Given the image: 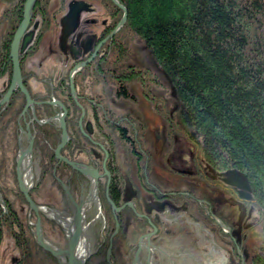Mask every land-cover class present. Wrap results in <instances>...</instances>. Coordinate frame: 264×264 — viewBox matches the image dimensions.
<instances>
[{"label": "flooded vegetation", "instance_id": "flooded-vegetation-1", "mask_svg": "<svg viewBox=\"0 0 264 264\" xmlns=\"http://www.w3.org/2000/svg\"><path fill=\"white\" fill-rule=\"evenodd\" d=\"M34 12L19 52L23 84L31 99L36 97L32 100L39 104L35 107L40 113L46 106L57 107L50 105L51 100L64 102L68 141L60 156L90 169L97 177L83 175L59 162L54 155L57 147L50 148L56 163L53 177L46 182L58 185L62 194L58 201L50 198L47 203L38 202L37 193L30 194L45 179H32L30 169L24 175L29 198L44 215L30 212L26 202V208L19 204L23 223L20 245H38L35 225L39 219L44 240L67 249L70 240L65 229H74L73 216L78 208L91 253L85 264H251L257 252L251 241L255 229L263 228L264 212L248 180L249 191L245 192L225 182V174L235 170H220L199 160L198 146L188 145L182 152L185 146L178 145L184 141L180 106L173 100L170 109L172 91L158 70L152 64L136 61L132 54L136 40L126 41L129 50L125 56L120 51L121 39L104 42L111 19L103 17L105 10L97 0H70L65 10L52 18H39ZM45 25L50 31L36 46ZM5 31L8 34V28ZM28 52H39L36 60L41 56L42 64L50 62L54 66L46 70V65H38L39 71L36 67L29 70L35 59L25 66L21 64ZM90 58L72 78V95L70 73ZM6 60H0V100L11 83L10 76L1 69ZM50 90L57 93L51 95ZM9 103L0 107V117ZM154 117L163 123L157 130L153 129ZM18 118L17 123L26 121ZM8 122L4 117L0 123V137L6 143L0 147V187L5 188L10 181L18 187L20 150L27 148L8 144ZM171 126L176 130H169ZM193 141H197L196 135ZM34 149L32 146V152ZM41 149L45 156L42 163L49 169L52 158L45 147ZM25 158L22 167L27 169L29 158ZM36 165L40 167L39 162ZM59 166L67 167L62 178L55 177ZM12 199L16 205L19 203ZM3 206L2 215L7 213ZM16 258H9L10 264Z\"/></svg>", "mask_w": 264, "mask_h": 264}, {"label": "trees", "instance_id": "trees-1", "mask_svg": "<svg viewBox=\"0 0 264 264\" xmlns=\"http://www.w3.org/2000/svg\"><path fill=\"white\" fill-rule=\"evenodd\" d=\"M25 1L0 0L1 61L9 59L10 43L22 21ZM67 1L37 0L33 12L39 18H50L54 8L64 11ZM97 1L104 8L106 18L111 19L105 32L108 36L123 13L111 0ZM117 2L126 9L127 19L111 42L121 39L122 56L129 50L125 43L130 38L142 43L180 106V131L188 143L199 147V160L220 170H235L243 174L260 211L264 212V0ZM6 28L8 34L5 33ZM44 32L36 38V46ZM32 99L36 100V97ZM24 106V96L16 91L10 98L8 109L0 117V123L8 117V144L11 147L16 146V120ZM53 112L54 107L46 106L43 113L35 108L38 120L52 117ZM26 117L25 120L31 119L30 111ZM169 130L175 131L176 128L171 126ZM33 132L34 147L45 145L55 149L60 143L61 130L52 123L44 126L35 124ZM190 133H195L197 141L191 140ZM3 140L0 137V147L6 144ZM46 150L52 158V167L47 170L52 175L56 161L50 150ZM66 168H56L55 177L62 178ZM11 178L15 180L14 174ZM37 186L31 191V196ZM56 187L61 191L58 185ZM18 192L15 182L13 188L0 187V196L7 209L4 215L0 210V227L16 244L4 247L0 264L7 253L17 257L14 264H57L38 245H20L23 223L12 198L27 206ZM3 246L0 245V249ZM256 247L251 264H264V222Z\"/></svg>", "mask_w": 264, "mask_h": 264}, {"label": "water", "instance_id": "water-1", "mask_svg": "<svg viewBox=\"0 0 264 264\" xmlns=\"http://www.w3.org/2000/svg\"><path fill=\"white\" fill-rule=\"evenodd\" d=\"M111 2L113 3L114 6H116L118 9H120L122 11L123 16L120 19V21L118 22V24L116 25V27L105 38L104 42H107L108 40L113 39L114 36L116 34H118L121 31V29L124 27L126 19H127L126 9L123 6H121L117 2V0H111ZM36 3H37V0H27L25 5H24L23 20H22L21 24L19 25V27L17 28L16 32L14 33L13 40H12L11 47H10V60H11V64H12V78H11L10 87L6 91V93L2 97V99L0 100V107H3V106L6 107L7 104L9 103L11 96L16 91H20V93L25 98V106H24V108H23V110H22V112L18 118V121L22 117L25 116V114L27 113L28 110H31L33 113L34 107L39 105L38 103L34 102L31 99L28 91L23 86V80L21 77L20 62H19V52H20V48H21V40L26 35L25 32L29 26L30 21H31L33 9H34ZM81 6H82V8L85 7V6H83V4H81ZM91 59L92 58H90L89 60H87L84 63L77 65L74 68V70L71 71V73H70V82H71L70 90L72 92V95H74V89L72 86L73 76L81 68L85 67L91 61ZM50 105L57 106L59 111H61V113L54 118L58 121L59 128L61 130V142L54 152L55 158L59 162H63L64 164L71 166L72 168H74L76 171L80 172L83 175H88V176L96 178L97 174L95 172L91 171L88 168H81V167L77 166L76 164H71L66 159H64L60 156V151L65 147V145L67 144V141H68V136H67V132H66V125H65L66 111H65L64 106L58 101H52L50 103ZM33 118H34L33 120H36L35 117H33ZM52 120L53 119H49L44 123L38 122V124L39 125H45V124L49 123V121H52ZM32 122H34V121H32ZM32 122H30V123H32ZM25 130H26V138H27L28 144H27V148L25 151L20 150V156H19V160L17 163L16 174H17L18 189H19V192L23 195L24 200L27 203L30 212H33L36 216H38L39 213L44 215V213L29 198V195H28L29 187H27V185L25 184V181L23 179L24 172L22 171V162H23V159L25 156H29V160H30L29 161V168L31 170L30 162H31V153H32V146H33V136H31V134H30L29 125H26ZM19 131H20V136H21L24 132L22 129H20ZM227 176H229L228 183L230 185L236 186V187L241 185L238 187L239 189H241L240 187L247 184V178L238 172H235V171L228 172ZM65 192H66V194H68L67 190H65ZM0 206H3L2 202H0ZM73 218H74L73 236L70 239L68 248L66 250H61V249H59L53 245H50L44 240V238L42 237V234H41L39 219L37 220V223L35 225L36 242L38 244V247H40L43 251L49 253L57 261L58 264H85L87 259L89 258L90 254H91L89 248H88L85 256H81L79 254L80 253V247L82 246V245H80V243H81V239L83 237V231L81 229L82 212L80 209H78V208L76 209V212H75Z\"/></svg>", "mask_w": 264, "mask_h": 264}, {"label": "rangeland", "instance_id": "rangeland-1", "mask_svg": "<svg viewBox=\"0 0 264 264\" xmlns=\"http://www.w3.org/2000/svg\"><path fill=\"white\" fill-rule=\"evenodd\" d=\"M27 1V0H26ZM26 1H25V3H26ZM70 1V0H69ZM82 1H87V0H82ZM68 2V1H67ZM66 2V3H67ZM25 3L23 4V11H24V5H25ZM56 3H54L53 4V6L55 5ZM34 9H35V7H34ZM56 8H54L53 10H55ZM52 10V11H53ZM65 10V9H64ZM52 11L50 12V15L52 14V16H55L58 12H63V11H59V10H55L53 13H52ZM23 13V12H22ZM36 17H37V14H36ZM103 17H105L106 18V16H103ZM50 18H52V17H50ZM22 20H23V15H22ZM21 23V22H20ZM18 27H19V25H18ZM17 27V28H18ZM17 30V29H16ZM16 30L14 31V33L16 32ZM27 31V30H26ZM50 31V27L49 28H47L46 30H45V32H44V35H46L48 32ZM2 33V35H3V32H0V34ZM5 33H6V31H5ZM14 33H13V35H14ZM26 33V32H25ZM26 35H27V33H26ZM42 39H43V37H42ZM12 40H13V38H12ZM11 43H12V41H11ZM11 43H10V47H11ZM23 47V46H22ZM21 49V48H20ZM23 49V48H22ZM22 51V50H21ZM36 52H32V53H27L26 55H25V58L24 59H22L21 60V64L23 65V66H25V64L27 63V62H30V61H33L34 59H35V57L37 56V54H39V52L38 53H36ZM132 54H133V56L135 57V59H136V61L137 62H139V63H148V64H152L153 65V67H154V69H155V71H156V66L154 65V62L152 61V59H151V57H150V55H149V53L147 52V50L146 49H144L143 48V45H142V43L137 39L136 41H134V43H133V45H132ZM9 59H7L6 61H4L3 62V68H1L3 71H4V73L3 74H7L8 76H10V80H9V82H11V76H12V64H11V62H10V51H9ZM42 62V58H41V56H39L38 58H37V60L35 59V62H32L31 63V65H30V67H29V70H32V69H34L35 67L37 68V66L38 65H41V66H45V69L46 70H49L50 68L49 67H51L52 65L54 66V64L53 63H44V64H42L41 63ZM5 66H6V70L4 69L5 68ZM23 66H21V68L23 69ZM43 67L41 68V70L43 69ZM28 70V69H27ZM37 70L39 71L40 69L39 68H37ZM52 71V70H51ZM29 72V71H28ZM0 76H2V74L0 75ZM160 77L162 78V80H164V78L160 75ZM28 78L29 77H27V79H26V82L28 83L29 81H28ZM164 82H165V80H164ZM167 84H168V82H167ZM23 86H24V84H23ZM25 87V86H24ZM25 89H26V87H25ZM27 90V89H26ZM50 92L52 93L51 95H54V94H56L57 92H56V90H50ZM171 92V91H170ZM169 98L171 99V102H170V100H169V103H170V109H171V107H173V105H174V103H173V100H174V102H175V99H174V96H173V94L172 95H170L169 94ZM55 99V98H54ZM51 101H57L56 99L55 100H51ZM63 105V104H62ZM64 106V105H63ZM35 108L36 107H34V109H33V113H32V111L31 110H29L30 111V113H31V119L30 120H27L26 119V121L24 122V124L22 123V121L20 122V123H17L16 122V146L17 147H20L21 148V146H27V144H28V141H27V138H26V130H25V127H26V125H29V131H30V134H31V136H33V147H34V129H35V124H37V125H39L38 124V122H41V123H44V122H46L47 120H49V119H53L52 121H49V123H52L53 125H55V126H57V127H59V123H58V121L56 120V119H54L56 116H58L60 113H61V111H59V109H58V107H54L55 108V112H53L54 114H53V116L52 117H50V118H46V119H43V120H38L37 119V117H36V115H35ZM64 108H65V106H64ZM177 108V107H176ZM179 111H180V107H179V110H178V113H179ZM28 113V112H27ZM27 113L25 114V116L22 118V119H24V118H27L26 117V115H27ZM33 117H35V119L36 120H33L34 118ZM158 119H160V118H156V117H154V121H153V129H155V130H157L158 128H160V126L163 124L162 123V121L161 120H159L158 121ZM30 121H34L35 123H33V125H30L29 124V122ZM48 124V123H47ZM39 126H44V125H39ZM20 129H22L23 130V134L20 136ZM60 129V128H59ZM182 138V137H181ZM194 138H195V133H193V135H192V137H191V140L193 139L194 140ZM25 139H26V143H25ZM192 140V141H193ZM60 142H61V140H60ZM182 142V141H181ZM60 144V143H59ZM58 144V145H59ZM179 144H181V145H183V146H185L183 149H182V152H184V151H186L187 150V147H188V145L189 146H192L190 143H188L185 139H184V141L182 142V143H178V145ZM58 145L56 146V147H58ZM23 146V147H24ZM42 147H45V149L47 148V149H50V147H46L45 145L44 146H41V145H37L36 147H35V149L33 150V152H32V156H31V158L33 157V156H35V158H32L31 159V162H30V164H31V175H32V179H33V176H35V177H38V176H42V178H44L45 179V181H44V183L43 182H41L38 186H37V190H35V194L37 193V195H36V197H35V199H38L37 201L39 202H41V203H47L48 201H50V198H53L54 200H56V201H58L59 200V198H60V195L62 194L59 190H57V188H56V184L55 183H53V185L52 186H50V180L49 181H47L46 182V180H47V178L48 179H50L51 177H52V175L50 174L49 175V173H48V169H45L44 168V164L42 163V162H44V161H42L41 160V158L42 157H44L45 158V156H44V152H43V150L41 149ZM187 155V154H186ZM30 161V160H29ZM36 162H39L40 163V167L38 168V166L36 165ZM23 168V167H22ZM24 170L26 169V168H23ZM0 174H1V167H0ZM26 174H27V172H26ZM31 179V180H32ZM33 181L34 180H32L31 181V183H33ZM10 184H8V187L9 188H13V184L11 183V181L9 182ZM54 186V187H53ZM18 188V187H17ZM2 200H1V196H0V202H1ZM4 202V201H3ZM64 203V201L62 202V204ZM19 204H20V202L19 203H17V205H16V201H15V203H14V205L16 206V208L18 209V206H19ZM57 205H58V203H57ZM26 208V207H25ZM44 209H46L45 208V205H43L42 206V210H44ZM0 210L2 211V209H1V207H0ZM4 211V210H3ZM27 218V217H26ZM256 234H255V236H254V239H252V241L251 242H253L255 245H257V243H258V239H259V235H260V229L257 227L256 229ZM0 245H5V246H3L1 249H0V254L1 253H3L4 252V247H7L6 245H16L14 242H12V239H11V237L8 235V234H6V231H5V229L3 228V229H1V232H0ZM53 246H55V245H53ZM60 246H62V248H63V246L64 245H60ZM55 247H57V246H55ZM58 248V247H57ZM60 249V248H59ZM62 250V249H61ZM66 250V249H65ZM11 255H13V254H8L7 253V255L5 256L4 255V259L1 261V263L3 264H10V262H9V258L11 257ZM15 255H17V254H15Z\"/></svg>", "mask_w": 264, "mask_h": 264}, {"label": "bare ground", "instance_id": "bare-ground-1", "mask_svg": "<svg viewBox=\"0 0 264 264\" xmlns=\"http://www.w3.org/2000/svg\"><path fill=\"white\" fill-rule=\"evenodd\" d=\"M25 158V157H24ZM28 158H29V156H28ZM25 164H26V158H25ZM29 167L27 168V169H23L22 168V171L24 172V175L26 174V172H28L29 171ZM225 177H226V180H225V182L227 183V184H229L228 183V180H229V176H227V173L225 174ZM24 178V177H23ZM26 184V183H25ZM239 186H241V185H239ZM239 186H237V187H239ZM27 187H29V185H27ZM245 187V188H244ZM242 190H244L245 192H248L249 191V189H248V184H246V185H244V186H242V187H240ZM88 206V205H87ZM3 208H4V206H2ZM4 210H5V208H4ZM65 230H67L68 232H66V235H67V237H69V240L72 238V236H73V230L74 229H72V231H70L71 229H65ZM70 231V232H69ZM80 245H82L81 247H80V255L81 256H85V254L87 253V250H88V245H87V241L85 240V236H84V233H83V237H82V240H81V243H80ZM90 250V249H89Z\"/></svg>", "mask_w": 264, "mask_h": 264}]
</instances>
